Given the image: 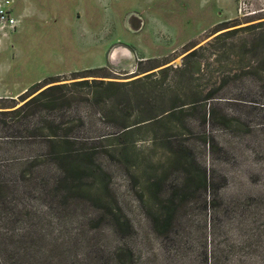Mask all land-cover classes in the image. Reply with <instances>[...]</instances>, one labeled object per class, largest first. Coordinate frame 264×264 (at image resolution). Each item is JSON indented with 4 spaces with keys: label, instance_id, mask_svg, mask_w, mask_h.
I'll use <instances>...</instances> for the list:
<instances>
[{
    "label": "rangeland",
    "instance_id": "obj_1",
    "mask_svg": "<svg viewBox=\"0 0 264 264\" xmlns=\"http://www.w3.org/2000/svg\"><path fill=\"white\" fill-rule=\"evenodd\" d=\"M11 14L16 28L0 24V99L22 104L19 97L38 83L67 85L73 103L63 119L79 147L95 149L132 226L120 234L89 200L62 207L37 192L45 217L41 222L37 214V233L48 235L37 247L52 250L48 264H73L71 249L78 250L77 264H109L114 249L125 251L126 264H264L260 58L243 54L242 44L252 38L246 30L209 46L221 33L263 23L264 0H13ZM201 46L208 48L183 76L184 57ZM120 48L132 53L130 61ZM94 79L121 86L72 85ZM213 89L218 95L206 101ZM127 125L133 132L118 141ZM45 144L37 136L31 153L30 146L18 153L39 156ZM110 144L120 148L106 153ZM181 150L189 168L177 164ZM156 181L162 195L150 203L146 189ZM168 200H174V222L160 233L148 211L153 205L163 214Z\"/></svg>",
    "mask_w": 264,
    "mask_h": 264
},
{
    "label": "trees",
    "instance_id": "obj_2",
    "mask_svg": "<svg viewBox=\"0 0 264 264\" xmlns=\"http://www.w3.org/2000/svg\"><path fill=\"white\" fill-rule=\"evenodd\" d=\"M256 28L259 29L257 32H255ZM238 30L251 32L252 38L245 40L242 44L243 54L252 58H260L255 69L258 70L261 77H264V22L221 33L214 38L213 42L209 43V46L212 45L211 47L215 49V42H220L223 37L231 36ZM207 48L201 46L184 57V69L181 71L183 76L191 72L192 60L202 56L201 54ZM170 69L169 67L164 68L159 73L167 74ZM88 77L93 76L83 78ZM46 85L42 86L41 83H38L22 94L19 97L22 104H19L15 99H0V264L51 263L52 250L50 251L47 247H37L39 242L44 243L48 238L42 229L37 233V214L40 220H45L41 210H37V204H35L37 192L41 196V200L42 197L49 198L57 206L62 207L72 200H89L104 211L100 218L104 219V216L109 218L118 233L122 234L124 231L127 233L132 228L129 219L123 214L111 195L110 175L97 162L95 149L79 147L77 139L72 136L74 128L63 119L64 112L73 103L72 97H68L63 91L67 85H54L45 88ZM72 85H94L97 88L105 86L106 91L118 89L121 86L120 83H106L96 79L92 83L89 80H83L74 82ZM218 93V89L210 90L207 93L206 101L215 99ZM6 100H11V104L3 105L7 102ZM200 104L205 107L203 101ZM176 109L177 107L167 111V116ZM208 114L210 116L212 112H208ZM37 116L40 118L38 122ZM132 130V125L125 126L122 133L117 136V140L130 135ZM37 136L43 138L46 143L43 147L44 151L39 156L37 153H33L27 157H21L18 153L20 152L19 148L22 147V150L26 152L25 147L30 146L31 153L37 144ZM104 148L105 152L110 154L116 152L114 149L120 147L110 144ZM121 148L126 151L125 145ZM175 159L177 164L183 167L192 166V163L188 162L184 150L176 152ZM37 162L41 166H38ZM37 168L40 171L39 176H37ZM46 171H50L53 175L44 177ZM41 177L42 179L39 181ZM199 182L207 185L205 173L200 176ZM146 190L150 203H154V199L160 198L162 195L158 181L150 183ZM109 198H112L113 204ZM59 210L60 208L56 209L58 215ZM148 212L155 229L160 233L163 230L167 231L174 222V200L167 201L163 214H155L153 205ZM23 223L26 226L23 230L16 227ZM15 224L17 225L14 227ZM49 242L52 245L55 243L54 240ZM76 251L73 252L71 249L67 255L68 261L73 264H77L75 263V259H78ZM123 252H125L123 249L111 251L108 263L126 264ZM127 254L131 260L132 252L128 250ZM98 262V264H104L103 259Z\"/></svg>",
    "mask_w": 264,
    "mask_h": 264
},
{
    "label": "built area",
    "instance_id": "obj_3",
    "mask_svg": "<svg viewBox=\"0 0 264 264\" xmlns=\"http://www.w3.org/2000/svg\"><path fill=\"white\" fill-rule=\"evenodd\" d=\"M13 0H0V24L8 25L13 29L17 26V21L11 14Z\"/></svg>",
    "mask_w": 264,
    "mask_h": 264
},
{
    "label": "bare ground",
    "instance_id": "obj_4",
    "mask_svg": "<svg viewBox=\"0 0 264 264\" xmlns=\"http://www.w3.org/2000/svg\"><path fill=\"white\" fill-rule=\"evenodd\" d=\"M131 17H135V18H138V19H140L137 15H135L134 13L132 14V16ZM129 30V29H128ZM128 49H126V48H120V51L125 55V60H128V61H130L131 59L130 58H132L133 56H132V53H130L129 52V50L127 51ZM117 54H118V52H116V53H114V54H112V57H111V59L112 60H116L117 59ZM127 55H129V57L127 56Z\"/></svg>",
    "mask_w": 264,
    "mask_h": 264
}]
</instances>
